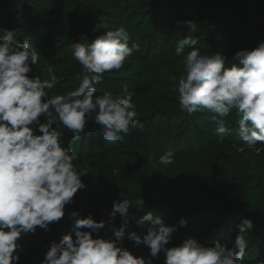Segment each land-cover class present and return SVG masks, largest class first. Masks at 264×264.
<instances>
[{
    "label": "trees",
    "instance_id": "obj_1",
    "mask_svg": "<svg viewBox=\"0 0 264 264\" xmlns=\"http://www.w3.org/2000/svg\"><path fill=\"white\" fill-rule=\"evenodd\" d=\"M187 20L197 23L191 35L198 39L200 52H221L228 64L236 51L264 41V0H0V29H16L18 38L29 40L39 54L30 75H41L45 65H54L57 83L50 96L64 95L79 84L83 69L71 45L80 34L92 42L103 32L102 27L93 31L98 25L122 26L140 45L121 69L104 73L95 87L97 95L119 97L126 85L144 128L132 129L120 141H105L93 113L77 143L71 131L58 129L64 146L78 156L74 166L89 173L81 177L86 187L65 207V216L49 225L50 231L37 227L35 234L19 239V264H41L51 241L59 242L70 231L72 211L81 217L92 213L106 226L113 223L109 213L121 198L132 202L130 214L136 218L152 211L169 224L187 221L168 247L187 236L232 247L237 234L232 223L249 218L254 229L244 234V264H264V144L252 149L243 144L235 131V111L223 118L233 132L221 143L208 113L180 110L174 88L183 66L174 52L177 41L190 34L177 22ZM168 151L173 163L159 164ZM115 224L119 227V215ZM130 225L141 235L146 231L134 220ZM99 235H105L103 229ZM123 246L134 255H149L143 243L125 239ZM153 264H164V254Z\"/></svg>",
    "mask_w": 264,
    "mask_h": 264
},
{
    "label": "clouds",
    "instance_id": "obj_2",
    "mask_svg": "<svg viewBox=\"0 0 264 264\" xmlns=\"http://www.w3.org/2000/svg\"><path fill=\"white\" fill-rule=\"evenodd\" d=\"M177 23L190 33L177 41L174 52L183 66L174 88L180 110L188 115L208 113L221 143L233 132L223 118L235 111V131L243 144L249 149L264 144V41L236 51L228 64L223 53L202 54L196 47L199 41L191 35L197 31L196 22ZM100 27L103 32L92 42L82 33L72 43V55L83 72L77 87L55 96L49 95L57 83L54 65H45L41 75H30L38 63V52L29 40L18 38L16 29H0V264H19V239L35 234L37 227L50 231L49 225L65 216V207L86 187L81 177L89 173L74 166L78 156L64 146L58 131L61 126L73 133V143L81 140L87 117L93 113L105 141L117 142L132 129L144 128L136 119V105L126 85L119 97L109 92L96 94L95 85L102 82L104 73L121 69L140 50L126 28L109 29L101 24L93 31ZM158 163L172 164L173 153H164ZM131 208L129 199L115 200L109 213L113 223L107 226L92 213L81 217L79 211H72L70 231L59 242L51 241L41 264H153L160 253L164 264H244L248 248L244 234L254 229L249 218L236 224L232 247L220 241L207 245L191 236L168 247L187 221L169 224L152 211L136 218ZM132 220L146 229L143 235L132 230ZM101 229L104 236L99 235ZM125 239L143 243L149 255H134L123 246Z\"/></svg>",
    "mask_w": 264,
    "mask_h": 264
},
{
    "label": "rangeland",
    "instance_id": "obj_3",
    "mask_svg": "<svg viewBox=\"0 0 264 264\" xmlns=\"http://www.w3.org/2000/svg\"><path fill=\"white\" fill-rule=\"evenodd\" d=\"M234 226H236V224L232 223Z\"/></svg>",
    "mask_w": 264,
    "mask_h": 264
}]
</instances>
